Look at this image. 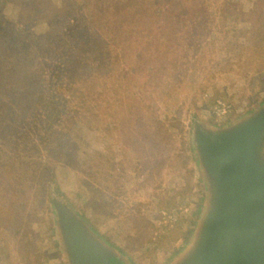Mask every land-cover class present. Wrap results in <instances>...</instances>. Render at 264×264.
I'll use <instances>...</instances> for the list:
<instances>
[{"label":"rangeland","instance_id":"obj_1","mask_svg":"<svg viewBox=\"0 0 264 264\" xmlns=\"http://www.w3.org/2000/svg\"><path fill=\"white\" fill-rule=\"evenodd\" d=\"M30 1L5 0L1 35L45 30L24 23ZM34 1L61 11L60 37L74 17L91 30L33 56V101L0 91V264H68L57 202L124 263L171 264L207 204L195 127L264 104V0Z\"/></svg>","mask_w":264,"mask_h":264},{"label":"water","instance_id":"obj_2","mask_svg":"<svg viewBox=\"0 0 264 264\" xmlns=\"http://www.w3.org/2000/svg\"><path fill=\"white\" fill-rule=\"evenodd\" d=\"M192 136L207 204L171 264H264V104L226 127L199 124ZM54 209L68 264H126L71 208Z\"/></svg>","mask_w":264,"mask_h":264},{"label":"trees","instance_id":"obj_3","mask_svg":"<svg viewBox=\"0 0 264 264\" xmlns=\"http://www.w3.org/2000/svg\"><path fill=\"white\" fill-rule=\"evenodd\" d=\"M23 1L25 0H22V3ZM4 2L5 0H0V8L3 4H5ZM96 2H98V0ZM29 8L31 10L29 9L27 11L26 9V11H23L27 18V20H23L24 23H31L30 25H33L32 29L36 28L37 25L42 24L45 26L44 31H33L26 37L21 38V40H17L15 38L17 35L16 32L7 31L6 35L3 36L1 35L2 30H0V37H3L0 38V91H5L7 99L10 103L17 102L21 105L24 102L28 103L29 100L33 101L35 98L36 89L34 87V81H36V78H33L32 76L29 77L27 72L28 64L32 62V58L34 59L33 56L39 54V52H46L48 49L56 51L57 47L53 48L52 44L54 42L56 44L57 38L69 46L70 44L73 45V42L78 43L83 39V37L85 39L87 36L86 34L89 30H91L84 27V21H82V23H78V18L74 17L67 31L60 37V35H58V33H60V29H58L59 27L54 28V26H52L54 24H58L60 19H63L62 14H60V10L56 11L55 17L44 19L41 18L40 5L34 0L29 3ZM64 11L68 10L64 9ZM0 19H3L1 18V13ZM60 24L61 23L58 25ZM62 49V46H58V50ZM2 74H5L6 76L4 75L1 77ZM1 98L2 97H0V102L3 103L4 100ZM6 106L7 105L2 104L4 109ZM19 108L21 107L19 106ZM43 108L46 109V106H43ZM8 111L10 112V110ZM60 143L61 141H57V145H59V147ZM61 146L63 148L66 147L65 143H62Z\"/></svg>","mask_w":264,"mask_h":264},{"label":"built area","instance_id":"obj_4","mask_svg":"<svg viewBox=\"0 0 264 264\" xmlns=\"http://www.w3.org/2000/svg\"><path fill=\"white\" fill-rule=\"evenodd\" d=\"M230 107L229 105L224 104L223 102L218 101L216 105L213 108V113L218 119L224 118L226 115L230 113ZM164 220H171L169 216L166 215V213H163L161 216Z\"/></svg>","mask_w":264,"mask_h":264}]
</instances>
